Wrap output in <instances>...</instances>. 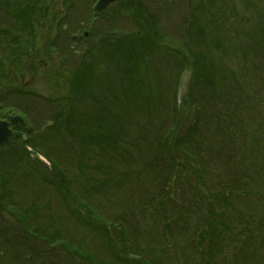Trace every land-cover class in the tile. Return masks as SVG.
<instances>
[{"label":"rangeland","instance_id":"obj_1","mask_svg":"<svg viewBox=\"0 0 264 264\" xmlns=\"http://www.w3.org/2000/svg\"><path fill=\"white\" fill-rule=\"evenodd\" d=\"M72 1L73 8L67 14L65 0H53L51 3L47 0L48 10L41 18L44 20L43 27L39 35L35 36L36 41L32 39L35 45L31 43L27 47V51L36 50V61L45 57L42 63L52 61L51 66L58 64L53 67L52 72H55L41 79L28 73L22 83L30 82L26 88L31 93H54L56 83H68L67 90L71 89L72 97L67 101L70 104L73 101L72 105H75L77 126L88 128L87 122L93 127L94 124L100 125L97 117H101L105 121L112 120L111 123L120 127L119 134L116 131L113 135H119L121 141L124 140L122 145L128 147L126 154L120 157L122 163L126 162L124 167L129 172L109 166L108 163L105 165V157L100 158L98 155L91 163L84 158L74 163L76 165L68 166L71 172L69 177L77 190V199L85 201L80 208L76 203L68 208L63 202L60 188L56 191L45 178H41L42 175H50V172L45 171L48 167L44 165L49 162L37 149L34 150L30 145L26 148L31 152L33 171L41 172V175L31 173L28 168L26 170L25 161L13 158L11 150L15 146L1 149L0 200L3 201L0 204V262L206 264L201 260L211 253L209 248L213 243L209 238L212 234L206 231L209 230L206 227L201 238V229L209 224L207 215L211 208L212 214L215 213V226L218 227V241L215 240L214 244L216 251L228 245H242L245 241V246L248 243V246L251 245L249 248H252V244H258L257 250L261 249L264 240L263 243L260 241L264 233L256 240L251 237L258 227L259 212L248 203L247 192L257 194L264 174L254 176V173L249 172L239 180L234 175L239 171L240 141L248 140L251 144L252 153L248 158L253 156V160L254 157L259 161L264 160V0H229L232 5L220 0L221 12L206 13L207 18L211 21L215 18L214 22H218L222 13H227L232 7L241 16L245 5L250 9L246 13L248 18H235L236 27L232 22L233 14L224 16L217 34L208 38L215 45L213 47L219 49V55L227 57L224 63L228 67L223 72V78L210 67L204 68L208 51L198 54L204 40L202 37L199 39L198 31L195 33L192 28L184 27V19L192 16L191 6L187 4L189 0H135L155 9L151 14L154 15L153 22L159 36L173 44L172 50H161L147 57L146 66L152 73V78H148L151 91L143 86L141 71L135 69L138 53L131 52L133 40L118 41L138 27L133 15L127 17L128 9L122 5L124 0L110 3L99 16L94 12L99 0ZM193 2L201 7L205 4L204 0ZM110 9L111 18L102 17ZM3 13L0 11V20L5 21ZM9 21L14 22L11 18ZM2 26H7V22ZM49 27L57 34L52 43ZM86 32H89L88 38H84ZM86 44L92 46V53L96 48L101 50L93 55L91 52L86 54ZM121 45L128 49L120 58L112 52L104 56L107 46L117 47L118 50ZM56 52L59 54L58 59L54 55ZM7 54L5 59L11 61L13 53L7 51ZM90 56L98 62H104L102 70L107 73L99 74V80H102L105 92L109 93L111 101L108 103L101 98V93L91 92L92 97L87 93L82 99L77 98L75 87L79 91L84 87L80 82H83V76L89 74L87 69L85 72V67ZM17 62L13 61L10 65ZM93 71L94 76L98 75V71ZM207 77L210 83L206 81ZM91 87L98 89L99 85ZM16 95H0V120L18 114L28 118L29 134L35 137L38 131L45 132L48 128L44 125L46 120L43 122L42 115H38L41 101L35 98L34 103L29 104L22 98L17 99L19 96ZM83 100L88 105L80 104ZM105 105H108V109L103 110ZM28 107H32L30 112L36 113L35 116L25 114L29 113ZM48 110L44 108L42 113ZM111 114L117 115L113 117ZM36 116H40L38 122L33 119ZM197 117L198 125L194 123ZM174 121L178 122L182 130H173L174 133L169 134L170 127L178 126ZM217 123H220L219 127ZM71 125L77 127L75 123L71 122ZM200 126L204 127V132L200 131ZM190 127H194L193 139L186 136V130ZM18 129L19 136L14 137L13 143L20 145L16 150L22 151V155L21 134H24V130ZM167 134L171 137L161 145L158 139L163 140ZM249 134L251 140L248 139ZM64 135H59L56 144L63 152L65 148L62 141L65 140L61 138ZM114 139L118 141L119 138ZM46 141L40 143L44 145ZM132 141L139 145H131ZM140 146L145 149L142 154L136 150ZM231 160H234V164L230 163ZM257 169L264 171V162L257 165ZM249 174L250 178L247 177ZM11 175L12 178H9ZM237 181L238 189L242 190L239 198L232 194L236 185L234 182ZM30 182L31 186L26 184ZM8 185L10 190L6 191ZM261 191L264 193V187ZM211 197L213 200L209 201ZM224 197L228 199V208L237 206L240 201L242 203L238 206L243 210L246 211L248 206L243 221L248 218L250 222H240L243 226L242 239L236 233L239 231V228L236 229L239 222L234 220V212L218 205ZM78 209L80 215H90L92 220L95 219L94 228L87 220L85 223L78 221L75 212ZM226 212L230 213L232 231L225 226ZM40 228L43 233L38 232ZM25 230L40 237L31 236L29 241L23 240L19 236ZM220 251L216 258L222 262ZM239 256L227 252L221 258L231 264H251L250 256ZM8 258L13 261L8 263Z\"/></svg>","mask_w":264,"mask_h":264},{"label":"trees","instance_id":"obj_2","mask_svg":"<svg viewBox=\"0 0 264 264\" xmlns=\"http://www.w3.org/2000/svg\"><path fill=\"white\" fill-rule=\"evenodd\" d=\"M40 1L42 0H0V11H3L4 13L2 15L5 16V21L7 22V26H2L5 21L0 20V95L6 97L8 95H16V96H21L22 100L27 101L29 104H33L35 101V98L41 101V104L39 103V106H41V109L39 111L40 114L42 115L43 119L42 121L44 122L46 120V123L44 125H47L46 128L47 130L45 132L43 131H38L35 134V137L32 135H29L27 137V140L24 141L25 143L30 144L33 146L34 150H38L45 158L46 160L49 161V164L45 165V168L48 167L47 172H50V175L47 176H41V178L44 180L46 179L47 183L56 189V191L60 188V192L62 194V199L63 202L68 205V208L70 205L76 203L78 207H82L85 204V201L79 200L78 195L76 193V189L74 187V182L71 177H69L70 170L67 169L68 166L73 165L77 161H80L85 158L86 161L91 163V160L95 156L105 157L104 158V164L113 167H117L119 170L122 168L124 172L128 173L129 171L124 167L126 162L122 163V159L120 156L123 157L124 154H126V151L128 150V147L125 145H122V140L120 139V136H114L113 134L118 131V134L120 132V127L116 126V124L111 123L112 120H104L101 117H97L98 121L100 122V125H96L93 127L89 122H87V125L89 126L88 128H83L80 126L76 125V115H75V105L73 106L71 102H68L67 100H70L72 97V94H70V90H67V84L66 82H59L56 83L57 86L54 89V93L48 92V91H43L41 93H31L26 87L21 86L22 80L24 77L28 75V73H36L38 74V78L41 79L43 76H46L48 73H54L52 72L54 66H47L41 63H37L36 58L34 57L33 53L36 51L35 49H32L31 51H27L28 45L31 43L35 45L36 42H32V39L36 41L35 36L39 35L38 33L41 31V27H43L44 20H42V14L45 13V10H48V4L51 3L53 0H48L49 3H47V0H43L41 3ZM123 1V0H121ZM144 1V0H142ZM142 1H135V0H124L122 5L124 8L128 9L127 17L129 15H133V17L136 20L137 24V29L134 30L133 32L128 33V36H125L123 38H119L118 41H122L124 39H132V47H131V52L132 53H138L137 57V66L135 69H137V72L142 73L144 76V81H143V86L148 91H151V84L149 83L148 78H152V73L151 69H149L146 66V60L148 59L147 57L151 56V54H157L161 50H172L173 49V44L167 40V38H162V36H159V33L157 32L158 29L156 28V25L154 24V15L151 13L155 11L153 8L147 7ZM205 4L201 7L198 3L193 2V0L189 3L187 1V4L190 5L191 10H192V16L191 17H186L184 19V27H188V29H193L195 33L198 31V35L200 36L199 39L204 40L203 42V47L202 50L198 54H202L204 50H207L208 53L205 56V67H210L211 69L214 70V73L217 71V74H219L220 78H223V72L226 71L227 65L224 63V59L226 60L227 57H222L219 55V49L214 48V44L211 43V41L208 40V38H212L216 33V31L219 30L220 26V21L223 20V17L226 16L227 14H233L234 19L232 20L233 24L235 27L237 26L235 24V18L239 17L240 19L246 18V13L250 11L247 5L243 8V16H241L238 11H236L235 7H232L230 11L227 13H222V16L218 18V22H214L215 18L211 21L209 18L206 17V13H211L213 11L216 12H221L220 11V0H204ZM223 3L226 1V3L231 4L229 0H221ZM249 1V0H248ZM40 2V3H37ZM120 3V2H119ZM193 3V5H191ZM72 5L73 1L72 0H65V10L68 12L67 14L70 13L72 10ZM232 5V4H231ZM41 6V8H40ZM168 8V7H167ZM167 8L164 10V13H166ZM172 6L170 7V10H172ZM111 9L106 11L102 17L105 19H110L111 16L109 14L111 13ZM163 13V14H164ZM66 14V15H67ZM224 14V15H223ZM100 15V14H99ZM98 15V16H99ZM220 15V14H219ZM185 16V14H184ZM9 18L13 19V23L9 21ZM248 18V17H247ZM207 23H209L207 25ZM59 25V24H58ZM60 25H62L60 23ZM2 26V27H1ZM182 27V28H184ZM230 28H234L230 27ZM49 34V33H48ZM55 34V31L52 32V35ZM196 34V35H197ZM51 35V33H50ZM206 35V36H205ZM207 37V39H205ZM52 43V38L50 39ZM87 49L84 50V52L92 53L93 49L92 46L86 44L85 45ZM114 48V49H113ZM109 47L107 46L105 52L103 53L104 56H107L109 53H115L118 55V58L121 57V54H126L127 47H123L122 45L118 47ZM95 51L91 54H95L97 51L101 49H94ZM7 51H11L13 53L12 55V60L9 61L8 59H5L7 54ZM211 51L213 55H211ZM86 56V55H85ZM103 56V55H102ZM115 56V55H114ZM37 57V56H36ZM42 57V56H41ZM59 57V54H58ZM95 57L90 56V60H88L87 66L85 67V72L86 69L89 72L87 76H83V82H80L84 85L83 89L79 91L77 87H75L77 98L82 99L87 93L92 97V93L94 92L96 94L101 93V98L104 99V101L107 103L111 99L109 98V93L105 92V87L103 84H101V77L99 74L104 75L107 73V71H103V65L104 62H98V60L94 59ZM117 58V59H118ZM219 58V59H218ZM92 59V60H91ZM17 62V64H11V62ZM108 61V58H107ZM192 65V64H191ZM46 66V67H45ZM107 64V68H108ZM193 66V65H192ZM91 67V68H90ZM96 70L98 71V75L94 76L93 71ZM76 71V70H75ZM67 73V70H65V74ZM227 73V72H226ZM93 75V76H92ZM63 78H65V75H62ZM95 79H97L95 82H93ZM79 80V79H78ZM111 81V80H110ZM206 81L210 83V78L207 77ZM113 84L114 82L111 81ZM195 83V82H194ZM96 86L98 89H93L91 86ZM115 97H117V94L115 91H111ZM45 94V95H44ZM37 96V97H36ZM21 97H16L21 98ZM39 97V98H38ZM45 97V98H44ZM61 98V99H60ZM76 98V99H77ZM12 98L11 100H13ZM15 102V101H14ZM22 102V101H21ZM24 102V101H23ZM82 105H88L85 100L81 101ZM79 105V104H78ZM80 106V105H79ZM44 108H48L49 110L45 113L43 112ZM108 109V105H105L103 110ZM32 110V107H28L27 111L29 113H25L28 116H32L36 113L30 112ZM108 115L109 113L106 112ZM117 115V114H116ZM112 115L111 116H116ZM35 116V115H34ZM38 117L36 116L33 118L38 122ZM96 118V119H97ZM95 119V120H96ZM72 123H75V126L71 125ZM175 123L178 124L177 121H174ZM51 123V124H50ZM196 125L199 124L198 117L196 118L195 122ZM33 124V123H32ZM50 124V125H48ZM217 127H219L220 123L216 124ZM26 129H29L27 126L25 127ZM45 128V129H46ZM182 127L178 124V126L170 127L168 132L169 134H173L174 131H180ZM194 127L188 128L186 130V136L188 139H193L192 134L194 133L193 130ZM234 130L235 125L233 126ZM63 129V130H62ZM200 131L204 130L203 126L199 127ZM237 131V130H235ZM204 132V131H203ZM65 134V135H64ZM252 134V132H251ZM251 134H249V140H251ZM59 135H64L62 137V146L65 148L64 152L62 148H60L57 144V141L59 140ZM109 136V138H106ZM111 137V139H110ZM171 136L167 134L165 138L162 140V138L158 139L161 145H164L163 143L170 138ZM114 138H119L118 141ZM47 139V141H46ZM46 141L44 145H42L40 142L41 141ZM162 140V141H161ZM77 144L76 146L74 145V142ZM221 143L223 142L222 139H220ZM262 140H258L260 142ZM137 146L139 145L138 143H135L132 141L131 145ZM240 147H239V171L235 173V177L239 180V178L246 174V173H254V176L256 174H264L263 170L257 169V165H260L264 162V160H256L253 156L248 158L252 150L250 148L251 144L248 142V140H242L240 141ZM168 144H165L167 146ZM247 145V146H246ZM9 146H15L13 151V158L14 159H20V162L25 161V168L28 171H30L33 174L36 175H41V172L35 173L33 171V160L31 157V154L29 152H26L25 154H20L21 152H18L16 150L17 146H20L18 143H10ZM8 146V147H9ZM56 146V147H55ZM145 146V145H144ZM143 146V147H144ZM164 146V148H165ZM47 147V148H45ZM55 147V148H54ZM142 146L136 147V150H138L141 154L145 152V149ZM178 148V146H176ZM89 149V150H88ZM107 149V150H106ZM109 149V150H108ZM1 150V149H0ZM187 152L186 150H184ZM119 152V153H118ZM256 162V163H255ZM231 164H234V160L230 161ZM229 163V164H230ZM257 164V165H256ZM65 165L66 168L63 166ZM76 165V164H74ZM63 166V168H62ZM233 171V170H232ZM26 172V171H25ZM182 176V175H181ZM248 178L251 177L249 174L247 176ZM12 178V175L9 177ZM81 176L79 177V179ZM30 179V176H29ZM28 179V180H29ZM243 180V179H242ZM239 181L234 182L236 185L233 188L232 194L234 197H241V192L242 190L239 187ZM262 186L259 187L258 191L255 193H249V196H247L248 203L251 204L254 208V210L259 212V223L258 227L255 229V233L251 235L254 240L258 239L261 234L264 233V193L261 191L264 187V179L261 181ZM10 184V183H9ZM31 186L30 183H26ZM244 186H246L243 183ZM6 186V184H5ZM247 187V186H246ZM5 189V187H3ZM10 187L8 185L6 191H9ZM63 192V193H62ZM59 194V195H61ZM252 195V197H251ZM216 196V194H214ZM213 196V197H214ZM251 197V198H250ZM209 201L213 200L208 199ZM242 200V199H240ZM3 200H0V204L2 203ZM228 203L227 197H224L220 199L218 205L220 206H226ZM239 203H242L241 201L238 202L233 208H228L230 205H227V209L224 208V210H231L234 212V220L236 222H239V225L237 226L236 229L239 228V231L236 232L237 236L242 239V229L243 226L240 225V222L247 223V219L243 221V215L244 213L248 212V206L245 205V202L243 205L246 206V211L243 210L240 206H238ZM218 205H215L216 208H220ZM64 206V205H63ZM65 207V206H64ZM212 210V208H211ZM209 211L207 217L209 224L207 226H203L201 231V238L204 236V231L206 230V227L209 228L211 232V237L209 239L212 240L213 245L209 248L211 250V253L208 254L207 258H203L201 262L206 264H226L229 262H224L222 260L221 255L227 252H232L235 254V256L241 257L242 254H245L246 256H250L251 260L254 262L256 257L258 256L259 258L264 259V246L261 244L260 247L261 249L258 248L257 250V245L258 244H252L253 247L249 248L248 243L245 246V242L242 245H228V247H225L224 249H220V259L222 262H219L217 260V252L215 249V240L216 242L218 241L216 237L218 236L217 233V226H215V213L212 214V211ZM223 210V209H220ZM76 212V217L80 223H85V220L88 221V223L94 228V222L95 219H91L88 216H83L80 215L79 209L75 211ZM4 212H2L3 214ZM209 215H210V220H209ZM227 220L225 226L228 227L229 231H232V227L230 226L229 223V218H230V213L226 212ZM93 223V225H92ZM87 224V223H86ZM88 225V224H87ZM89 226V225H88ZM254 226V224H253ZM235 229V230H236ZM38 232H42L43 230L40 228L38 229ZM31 236L35 237H40L36 233L29 232L25 230L24 232L20 234L19 237H21L23 240L29 241V238ZM222 240H224V233L222 234ZM264 238L260 241V243H263ZM36 256V255H35ZM9 260L7 261L12 262L13 260L8 258ZM142 261V260H140ZM0 264H6L4 262H0ZM231 264V263H230Z\"/></svg>","mask_w":264,"mask_h":264},{"label":"water","instance_id":"obj_3","mask_svg":"<svg viewBox=\"0 0 264 264\" xmlns=\"http://www.w3.org/2000/svg\"><path fill=\"white\" fill-rule=\"evenodd\" d=\"M117 0H100L97 5L96 9L98 11H102L109 5L110 3L116 2ZM18 123H24V120L18 116L11 117L10 122L2 121L0 122V145L9 141V138L12 136L13 130L10 129V125H17Z\"/></svg>","mask_w":264,"mask_h":264}]
</instances>
